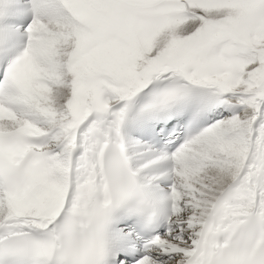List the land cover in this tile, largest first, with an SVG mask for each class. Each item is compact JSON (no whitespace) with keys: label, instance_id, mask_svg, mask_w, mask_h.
I'll return each instance as SVG.
<instances>
[{"label":"snow or ice","instance_id":"snow-or-ice-1","mask_svg":"<svg viewBox=\"0 0 264 264\" xmlns=\"http://www.w3.org/2000/svg\"><path fill=\"white\" fill-rule=\"evenodd\" d=\"M0 264H264V0H0Z\"/></svg>","mask_w":264,"mask_h":264}]
</instances>
